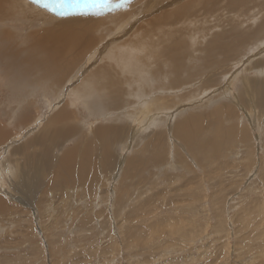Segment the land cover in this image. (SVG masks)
<instances>
[{
  "label": "rangeland",
  "instance_id": "374dc122",
  "mask_svg": "<svg viewBox=\"0 0 264 264\" xmlns=\"http://www.w3.org/2000/svg\"><path fill=\"white\" fill-rule=\"evenodd\" d=\"M169 1L164 0L165 8H171ZM141 2L151 6L147 12L151 13L147 17L150 23L156 10L152 6L162 5L159 0L137 3ZM224 2L230 11L223 7ZM196 4L214 14L197 12L202 18L193 21L191 30L187 23L180 22L181 28L188 26L186 30L191 31L181 35L191 58L185 60L188 67L181 68L182 83L175 87L170 85L177 81L178 74L167 71L158 82L150 74L149 85L138 92L131 82H126L130 88L126 87L119 71L104 62L108 55L111 62L117 52L121 54L115 46L114 51L102 48L111 39L115 43L121 38L136 40L133 29L127 35L123 33L135 20L108 36L103 30L95 33L88 20L77 22V28L90 31L99 50L83 52L72 74L60 83L58 93L31 88L14 95L0 80V122L8 139L0 144V195H5L6 202V210L0 212V264H264V30L256 31L257 27L264 29V0L246 1L240 7H232L230 0H196ZM129 10L127 14L134 9ZM118 12L123 17L122 9ZM6 27L0 26V35L11 25ZM53 28L59 32L55 21L45 28L44 35L48 37ZM55 32L52 40L58 39ZM236 37L245 39L232 57L223 49L213 50L211 57L219 67L210 70L201 64L203 74L192 80L186 78L190 72L196 73L194 64L206 57L204 47L211 40L233 45ZM12 38L8 39L10 43L19 48ZM154 39L160 42L157 36ZM147 41L155 44L153 37ZM162 46L160 42L151 50L147 45L135 48L142 53L145 47V52L152 55ZM13 60L18 63L17 58ZM102 66L110 68L109 81L116 83L109 82L108 89L118 98L119 92L121 98L109 111L91 114L80 98L72 96L71 88L80 86L88 73ZM77 72L76 78L71 77ZM91 86L94 96L97 87ZM69 100L68 111L77 117L74 123L79 133L82 130L80 136L114 123L120 124L123 132L113 138L106 159L101 153L102 163L88 182L86 175L70 184L44 186V182L32 195L34 199L21 191L16 194L13 185L20 182V168L27 161L19 163L22 155L15 154L17 163L12 166L10 155L16 147H22L29 133H37L46 118L53 116L57 105ZM23 103L26 108L17 118ZM12 107L16 123L9 120H16L9 114L1 115L4 108L11 112ZM122 108L126 111L117 112ZM23 116H28L24 117L27 121ZM177 123L186 124L180 134ZM51 144L43 151L57 155L73 148L76 142L64 139L56 147L55 142ZM129 160L133 163L127 172ZM45 174L47 179L53 177V182L60 178L50 170Z\"/></svg>",
  "mask_w": 264,
  "mask_h": 264
},
{
  "label": "bare ground",
  "instance_id": "6f19581e",
  "mask_svg": "<svg viewBox=\"0 0 264 264\" xmlns=\"http://www.w3.org/2000/svg\"><path fill=\"white\" fill-rule=\"evenodd\" d=\"M153 1L154 0H150V3H153ZM230 1L232 7H240L243 5L244 2L246 1L251 2L253 0H230ZM37 2H40V0H37ZM137 2L138 0H135L130 5L128 4L129 5L128 8L127 7L106 8L99 18H93L94 15L91 14L87 16H81L73 13H70L63 18H59V16L57 15L49 14L39 5L28 4L27 0H0V26L6 27L7 24H9V26L11 25V27H9L8 30L5 29L3 36L0 35V53H3L4 55L2 56L8 58L5 59V57L4 58L0 57V80H2V83H4L9 90L13 91L14 95H17L18 91L27 92L28 89L31 88L39 92L42 91L52 92L53 89L54 92L56 91L58 93L61 91L60 83H62L63 79L66 78L71 73L74 67H76L83 52L97 48L99 50V47L96 46L97 43L95 44V41L89 35L90 31L85 32L84 29L77 28L75 26L77 25L76 24L77 22L88 20V23H90L93 26V31H95V33H99L101 32V30H103L104 32H106V34L105 33L104 34L108 36L109 34L107 33L109 32L114 33L118 30L121 31L122 29H125L126 26H128L127 24L130 23V21L135 20V22H131L133 25L128 26L129 31L123 33L127 35L133 29L132 32L133 33L135 32L136 40L131 41L129 39L125 40V38H121V39H117L119 40V43L118 42L115 43L116 41L114 39H111L109 42L103 45L102 48L108 51V48L112 50L114 48V47L112 48V46H115L116 48L114 49H116L117 51H121V54H118L117 52V54H115V61H111V62L109 57L111 55H108V57L105 58L106 60H104V62H108L109 65L111 64L117 69V71H119L117 72V74H119L120 78L124 80V84L126 85V87L129 86L126 82H131L133 85L136 86L138 92H142L141 90L143 89L142 86L147 87L149 85L147 82V78L148 79L150 78L149 76L150 74H152L156 82H158L159 78H163L162 75H165L167 71H170V73L178 74L177 81L170 85L171 87H175V85H178V82L182 83L181 76H184L182 69L185 66L188 67L185 60L187 59V57L188 59L191 58L190 54L187 56L186 50H188L187 48L188 45L181 39V35H183L185 31L189 33L191 32L188 30H191L192 27L195 26L193 21L195 22L197 17H200V15H197V12L198 14L201 12L204 15H213L214 13L212 10L204 6L198 7L196 4V0H187L183 4H182L183 0H180L179 2H175V0H170L169 3L171 4V8L170 7L165 8L164 0H159L158 3L162 6L161 7L152 6V7H156V10L154 11L155 13L154 17L150 20L149 23V19H147V17L151 13H147V12L151 8V6H149L147 3L143 4V2H141L140 4H138ZM112 4L114 6L122 5L121 0H112ZM226 4L227 2H224V4L222 5L227 11H230L231 10L230 6ZM137 8L138 11H135ZM120 9H122V11L124 12L123 17H121L120 12H118ZM132 9L134 10L132 11ZM128 10L132 12H130V14H127ZM168 10H171L172 12L171 13L167 12ZM54 21L57 22L59 32H55L53 28L49 31L47 37L46 35H44V30L45 28L53 24ZM181 21L184 22L181 23L183 25L187 23V25L189 26L188 30H186L188 26H186L185 28L183 27L181 28L180 25ZM33 27L34 29L31 30ZM17 28H19V30ZM196 30L199 29L197 28ZM258 30H264V29L263 28L260 29L257 27L256 31ZM25 31H27L26 34L24 33ZM28 31L30 32L28 33ZM54 32L58 34L57 40H52L51 38V34ZM154 36H157L160 42H163L164 46L155 49V52L152 55L150 53L145 52L146 51L144 49L145 47H143V51H144L142 52L143 54L141 53V50L135 48V46L147 45V49L151 50V47H154L160 43V42L158 43V41L154 39ZM9 37H13L11 39L12 43L18 44L19 48L13 47V45L8 40ZM152 37H153V41L155 42L154 45L148 43L152 39L147 41V39H150ZM162 39H166L167 41H170V44L167 45L166 43L165 45V40L163 41ZM243 39L245 38L236 37V40L234 41L233 45H227V43L222 45L218 43L219 40H216L215 38L214 40H211L207 44V46L204 47V51H206V57H203V60L200 64H194L195 65L194 69L196 73L192 75L190 72V74L186 78L192 80L193 78H196L197 76L203 74V71L200 70L201 64L205 69L209 68L210 70L213 69L214 67H219L217 65L218 63H215V61L212 59L210 52H213V50L216 49H223L225 51V55H227L228 53L229 57H232V53L234 52V49L237 47V45L239 44L241 45V43L244 42ZM19 40L21 41L20 43L18 42ZM137 41L138 43L136 44ZM61 43H63L64 45L61 46ZM50 46L53 47V50L51 49ZM189 48L191 47L189 46ZM134 51H138V52L133 53ZM110 52L111 51H109V53ZM207 53H209V55H207ZM14 58L18 59V63L17 62L15 63V61L13 60ZM102 67L104 68L97 69L98 67L97 68L95 67L97 70L91 72L90 75L88 73L86 75L87 77L82 79L83 80L82 83L81 84L79 83L80 86L76 84L74 87L71 88L72 96L76 99L80 98L85 109L88 110L91 114H93L94 112L97 114H101L103 113L102 110H106V109H108L109 111V109L113 108V106L116 103L117 104L119 103V100L121 98V94L119 92H117L119 95L118 98L117 95H114L108 89L107 86H109V82H113V79H111L112 81H109L108 78V76H110L109 75L110 68H106L105 66ZM198 67L200 68L198 69ZM101 69L102 71H100ZM148 70H150L151 73L148 72ZM154 71H156L157 73L155 72V74H153ZM77 75L78 72L71 77L76 78ZM49 77L50 78L53 77L54 80H52V78L51 80H49L50 79ZM47 80L50 82L47 83ZM91 84L92 85L94 84L97 87L95 88L96 89L95 92L98 91L100 97H96L98 93L94 95L95 97L92 95V88L94 86L92 87ZM163 86H165L164 83ZM126 96L128 97L129 94L128 95L126 94ZM14 101L17 102V99H14ZM70 101L71 100H69L68 103L64 102V104L62 105L60 104L61 107H58L57 105L58 109L56 107L57 111L53 114V116L51 117L49 116L50 118L49 117L46 118V120L40 126L38 125L40 128H38L37 134L33 136L31 140L28 139L29 140L28 143L26 140V143L30 146L29 148L32 147V151H31L32 161L35 158L34 156H37L34 159V162H32L34 163L32 165L33 167L35 165H39L38 162L45 163L46 161H48V162H52L55 167L57 165L58 168L60 166L64 168L65 164L68 163V171H69V173L67 174L68 177L61 178L62 176H60V178L58 177V179H56V181L53 182V177L52 179L50 178L47 179V176L45 177L43 172H42L43 173L42 177L34 176L35 174H37V169L34 168V171L32 172L34 174L33 177L23 173L24 175L20 176L19 178L20 182H18V184L17 182H14L15 184L13 185V189L14 192L16 191V194L17 192L19 193L21 191L22 192V193L20 192L21 194H25L33 198L32 195L38 192L39 185L43 184L47 180H49V182L47 181L46 184L48 183L51 186L55 182H59L61 185L62 183L70 184V181H74L77 177L83 178L86 175V178L88 176L87 179L88 182L89 180L93 179L91 175L95 173L96 166L98 164L101 165L102 156L105 158L106 157L105 154H108V152L111 151L110 150L111 143L115 142L112 141L113 138L118 133L123 132V130H121L123 128L119 126L120 124L117 126L114 123L109 126L103 125V126H98L97 128L96 127L93 128L89 136H80L82 130L79 133L80 130L77 128V126L74 123L75 120H77V117H75L73 111H68V109H70L69 107L71 106ZM78 103L82 105L81 102ZM13 105L15 106V104ZM11 109L12 111L10 112L9 110H6V108H4L2 110L1 115L5 117L7 114H9V116L14 118L15 113H13L14 112L13 110L15 109V107L14 108L12 107ZM124 111H126V108L125 110L124 108L119 109L117 112L123 113ZM19 115L20 112L17 113V118H19ZM24 117L25 116H23V120L27 121L26 119L28 116L25 117L26 119ZM9 120L15 123L18 122L17 119L13 120L10 118ZM0 121H2V119H0ZM176 125L178 126L176 128L177 130H179L178 132L180 134L182 127L185 126L186 124L183 123L179 125L177 123ZM3 126H4L3 123L0 122V144L4 140L5 141L8 140L6 139L7 133H5L2 130ZM90 129L91 128H89V130ZM215 134L216 133H214V135ZM192 136L195 135L193 134ZM60 139L63 140L72 139L74 140V142H76V144L74 145L73 148H69L67 150L62 151L63 152V153L61 152L62 154L60 153L56 155L53 153L52 155L51 153L52 151L49 152V150H48L49 153L43 152L45 148L47 149V147L50 148L52 146L51 145L52 142L55 141L57 142ZM56 146L57 145L55 144L54 147ZM17 148L18 147H16L15 149L16 151L13 150V154L10 155L11 159L8 160L10 161V164L12 162V166H16L15 163H17V160L14 159L15 154L18 155ZM0 150L2 151V149ZM20 150L23 149L20 148ZM10 151L12 152V149ZM7 153L8 152H6V154ZM23 154L21 155L23 156ZM111 157L112 156H110V158ZM31 158L29 157L30 161ZM113 159L114 158L112 157V160ZM8 161L7 163L9 164ZM108 162L111 163L109 160ZM130 162L131 160H129V162H126L127 166H125L126 167L125 170H127V172L130 171L129 170L130 165L131 163H133ZM9 168H11V166ZM54 173L55 175H57L56 172ZM61 179H63V181ZM25 182H28L29 185H26ZM59 183L57 185H59ZM4 196L0 195V212H4L6 210V206H5L6 202L3 198Z\"/></svg>",
  "mask_w": 264,
  "mask_h": 264
},
{
  "label": "snow or ice",
  "instance_id": "6c2138e0",
  "mask_svg": "<svg viewBox=\"0 0 264 264\" xmlns=\"http://www.w3.org/2000/svg\"><path fill=\"white\" fill-rule=\"evenodd\" d=\"M28 4L39 5L49 14L57 15L61 18L70 13L87 16H101L106 8L120 7L121 5H113L112 0H27ZM131 0H121V4H129Z\"/></svg>",
  "mask_w": 264,
  "mask_h": 264
},
{
  "label": "crops",
  "instance_id": "0c3cea01",
  "mask_svg": "<svg viewBox=\"0 0 264 264\" xmlns=\"http://www.w3.org/2000/svg\"><path fill=\"white\" fill-rule=\"evenodd\" d=\"M20 97V96H19ZM24 99V98H23ZM29 99V98H28ZM30 104V103H29ZM28 104V105H29ZM64 104V103H63ZM26 105V103H23V105H22V107H20L21 109L24 107ZM61 107V106H60ZM26 108V107H25ZM29 107L27 106V109H28ZM21 109H19V112H21L22 110ZM58 109V108H57ZM57 111V110H56ZM50 116V115H49ZM48 116V117H49ZM38 128H40V127H38ZM33 131H35V130H33ZM38 132V131H37ZM32 133V132H31ZM31 133H29L28 135H29V138L28 139H32L33 138V136H35L37 133H34V134H31ZM31 134V135H30ZM28 139H27V143H28ZM61 140H63V139H60V140H58V141H61ZM58 141L56 142L55 141V144L57 145V143H58ZM26 141L23 143V148L22 147H19V149L17 148V151H18V155L20 154H23V156H22V158H20L19 159V163H20V161H27V163H25V164H22V168H20V173H21V176L22 175H24V174H26V175H30V176H32L33 177V171H34V168H36L37 169V174H35L34 176H43V173H44V175L46 176V170L47 171H49L50 170V172H58L57 174H59V176H62V177H68L67 176V174L69 173V171H68V163H66L65 164V167L64 168H62L60 165V167L58 168L57 167V165H56V167L54 166V164L52 163V162H48V161H46L45 163H43V162H38V164L39 165H35L34 167L32 166L34 163H32V162H34V159L37 157V156H34L33 158V161H32V158H31V155H32V153H31V150H29V149H31V148H29L30 146L26 143ZM52 143H54V142H52ZM52 145V144H51ZM24 146H25V148H24ZM26 146H28L27 148H26ZM20 148L21 149H23V150H20ZM45 148V147H44ZM47 148H49V147H47ZM45 150V149H44ZM21 151V152H20ZM27 152V154H26V152ZM20 152V153H19ZM44 153H45V151H43ZM29 153V154H28ZM28 155H30V158H31V161H30V159H29V157H28V159H27V157L26 156H28ZM26 159V160H24V158ZM32 164H31V163ZM18 163V164H19ZM42 164H43V166H42ZM51 164H53V165H51ZM55 168H54V167ZM45 170H44V169ZM55 169H56V171H55ZM60 169H61V171H60ZM45 172H44V171ZM68 171V172H67ZM40 172V173H39ZM43 172V173H42ZM24 173V174H23ZM47 182V181H46ZM46 182L44 183V186L46 185ZM26 183V182H25ZM26 185H28L27 183H26Z\"/></svg>",
  "mask_w": 264,
  "mask_h": 264
}]
</instances>
